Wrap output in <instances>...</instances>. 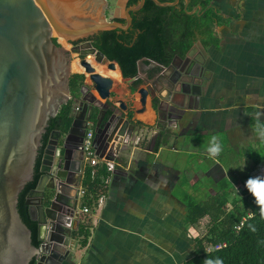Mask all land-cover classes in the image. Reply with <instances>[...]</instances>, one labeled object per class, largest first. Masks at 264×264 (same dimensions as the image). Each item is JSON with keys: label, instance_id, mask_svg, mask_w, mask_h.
I'll list each match as a JSON object with an SVG mask.
<instances>
[{"label": "water", "instance_id": "95a60500", "mask_svg": "<svg viewBox=\"0 0 264 264\" xmlns=\"http://www.w3.org/2000/svg\"><path fill=\"white\" fill-rule=\"evenodd\" d=\"M144 1L126 8L125 24H121L107 19L108 0H0V264H29L33 259L36 264L73 262L79 229L78 180L83 168L82 140L86 124L93 125V143L99 157L105 155L106 159L114 160L126 147L121 141L133 137L136 124L140 123L124 118L129 111L127 103L108 102L113 81L96 73L86 56L94 55L100 64L107 62L109 69H114L117 63L85 43L89 49L80 47L79 55L84 57L80 65L97 97L83 83L75 99L78 111L73 113L68 131L63 134L56 130L49 136L40 164L41 175L25 199L28 216L36 223L39 242L37 247L32 245L31 230L17 210L18 197L33 180L48 121L72 98L70 59L53 42V35L71 44L101 31H126L132 23L130 12L140 10ZM151 1L159 7L178 3V0ZM199 11L200 7L187 13ZM176 60L182 65L187 61L175 57L168 66H160L156 76L146 78L151 86H159L157 96L149 85L137 90L140 109L135 113H143L150 99L167 138L178 134L182 124L189 122L200 100V92L194 90L200 86L187 81L196 75L189 73V64L177 67ZM138 78L139 72L130 80ZM78 136L83 137L75 146L73 141ZM77 152H81V158H77ZM77 162L81 168L74 169Z\"/></svg>", "mask_w": 264, "mask_h": 264}, {"label": "crops", "instance_id": "0c3cea01", "mask_svg": "<svg viewBox=\"0 0 264 264\" xmlns=\"http://www.w3.org/2000/svg\"><path fill=\"white\" fill-rule=\"evenodd\" d=\"M126 2L115 1L111 18H125ZM186 2L189 0H184V5ZM209 7L219 17L218 43L204 47L197 39L187 55L201 65L210 93L201 99L200 107L191 113L178 134L163 137L165 142L157 151H152L154 139L163 128L151 100L143 113L136 114L140 104L135 80L122 78L118 66L114 70L119 81L102 75L113 81L111 99L127 103L130 110L124 118L131 114L132 123L140 122L133 137L139 136L141 141L136 146L123 147L120 152L127 153L128 158L118 161L128 169H117L108 176L101 205L84 214L88 219L84 225L86 243L83 245L82 237L76 235L71 264H183L192 257L200 230H206L204 223L195 227L185 223L189 201L203 203L221 194L226 180L232 186L226 209L231 210L233 202H238L239 169L228 172L217 158L226 142L234 150L252 142L253 147L243 154L245 159L247 152L261 149L260 143H264V0H210ZM137 68L141 85L160 70L159 65L144 60L138 62ZM192 141L200 149L180 147L182 144L189 148ZM163 151L172 155L160 159ZM185 154L196 155L199 164L203 157L204 167L186 170L182 164ZM228 156L233 162V154ZM238 159L236 163L240 164L239 155ZM263 177L264 171L259 180L250 182L261 185ZM196 197H201L200 201ZM81 224L83 220L78 221L79 228Z\"/></svg>", "mask_w": 264, "mask_h": 264}, {"label": "trees", "instance_id": "16d2710c", "mask_svg": "<svg viewBox=\"0 0 264 264\" xmlns=\"http://www.w3.org/2000/svg\"><path fill=\"white\" fill-rule=\"evenodd\" d=\"M138 1L129 0L128 5L134 6ZM209 2L210 0H189L185 9L184 0H179L177 5L168 7H159L151 0H145L140 10L130 13L132 23L127 31L116 29L98 32L90 36L91 45L109 61L117 63L122 78L136 76L137 64L141 60H144V63L153 62L159 66H168L175 57L183 59L197 39H200L204 47L217 45L216 26L219 17L209 7ZM198 5L201 7L199 12L187 13ZM115 21L124 24L121 19ZM53 42L56 43V40L53 39ZM84 80L83 74L70 76L69 92L72 99L61 106L57 114L48 121L35 162L33 180L25 185L18 197V213L23 223L31 230V243L36 247L39 245L36 223L28 216L25 199L35 188L41 175L39 172L41 157L50 133L57 130L64 134L72 123L75 99ZM139 82L136 81V84ZM128 119H131V114ZM92 121H95L94 114ZM136 125L140 127V123ZM165 135L163 131L156 134L152 151H157L162 146ZM259 150L257 154L253 152L254 150L246 154V158L252 161V168L264 162V145ZM91 170L85 168L81 183L85 194L80 206L88 209L96 207L99 196L106 190L104 179L110 175L105 169H101L92 177ZM221 189V194L211 196L203 203L191 200L187 204L185 223L193 227L204 223L206 230L200 231L195 240L192 257L183 264H217L218 261L221 264H264V209L257 213L258 204L264 202V183L261 185L252 182L242 183L241 197L237 199L238 202H233L231 210L226 209V204L232 186L223 180ZM250 211L254 213L253 216L245 220L239 231H235L234 226ZM79 220H83V224L80 225L77 235L82 237L81 243L84 245L87 236L84 225L88 223V219L81 215ZM221 243H225L226 246L207 252L209 247ZM29 264L36 262L33 259Z\"/></svg>", "mask_w": 264, "mask_h": 264}, {"label": "rangeland", "instance_id": "374dc122", "mask_svg": "<svg viewBox=\"0 0 264 264\" xmlns=\"http://www.w3.org/2000/svg\"><path fill=\"white\" fill-rule=\"evenodd\" d=\"M115 1L116 0H108V4H109V9L110 10L114 7ZM107 19H110V18L107 17ZM53 39H55L56 42L58 43V45H60L68 53V57L70 59V62H69V64H70V74L71 75L72 74H83L85 76V81H84L85 85H87V86L90 85L91 81H90L88 75H86L84 73V69L83 70L80 69L81 57H79L80 56L79 52L77 50L72 49V47H71L72 45L70 43L66 42L64 39L59 38L56 35H53ZM60 39H62L63 42L60 41ZM84 45H85V43L82 44V46H84ZM90 55L91 54L87 55L86 59L91 57V56L94 57L93 55H91V56ZM91 59H93V58H91ZM94 59H95V57H94ZM95 64H96V66L99 65V63H95ZM102 64L106 66L107 62H103ZM73 66H75V67H73ZM116 84L118 85V86H116V90H117L119 88V83H116ZM261 134H264V133H261ZM199 138L200 137H198V139ZM263 140H264V138H263ZM187 142H188V140H187ZM189 144H190L189 148L186 147L187 145L185 147H183L182 144H180V147H182L185 150H188V149L192 150L191 148L194 149L196 147L195 143L193 141L189 142ZM263 144L264 143L261 142L260 146L263 145ZM242 145L243 146H241V145L237 146L236 149L234 150L233 147H230L228 145V143L226 142V146H224L223 148H220V156H218V158H217V162L220 160L222 162V164H223L222 166L224 168H227L228 172L230 171L231 168L239 169L238 170L239 171V181L241 182L240 183L241 185H242V183H245V184L249 183L251 180H254V179H255L254 181L259 180V178L263 175V171H264L263 170L264 169V162H262L261 165L254 166L252 168V163H250V160L245 159V157H243L244 152L249 150L250 149L249 147H253L252 146L253 143L252 142H247V143H244ZM196 148L198 149L199 147H196ZM253 152L255 154H257V153L260 152V150L257 149V150H254ZM229 154H233V157H234L233 158V162L231 160L232 158H230V156H228ZM169 155H172V154L168 153L167 151H163L161 156H160V159L165 158L166 156H169ZM197 155H198V152H197ZM238 155L241 157V159H240L241 163L240 164L236 163L237 160H239L238 159ZM183 157H184V159L182 161V164H184L183 166H185L186 170H188V171H190V170L193 171L195 169L204 167L205 159H203V157L200 159L201 160V164H199L198 157L196 155H194V154H192L191 156L185 154ZM118 158H120V159L123 158V159L126 160L128 158V154L125 153V152H120L118 154ZM176 158H177V156H176ZM218 176H220V175H218ZM251 177H252V179H251ZM222 178H223V175H222ZM212 179H213L214 182L216 181V179L214 177H212ZM219 181H221V180H219ZM202 183L203 182L197 183L195 188H198L199 186H201ZM256 184H258V183L256 182ZM237 189H238V187H237ZM237 189H235V193L237 195H239L238 192H237ZM239 193L241 194V190L239 191ZM235 196L236 195H234L233 198H231V199H234ZM238 197H241V196H238ZM200 199H201V197H196L197 201H200ZM204 229H205V224H204ZM200 231L203 232L202 230H200Z\"/></svg>", "mask_w": 264, "mask_h": 264}, {"label": "built area", "instance_id": "2783aa9c", "mask_svg": "<svg viewBox=\"0 0 264 264\" xmlns=\"http://www.w3.org/2000/svg\"><path fill=\"white\" fill-rule=\"evenodd\" d=\"M81 47L83 49H86V50L89 49V46H87L86 44L84 46H81ZM79 57H81V56H79ZM88 86H90V88H91L90 91L97 97L95 90L92 88L91 82H90V85H88ZM77 111H78L77 105L74 104L73 113H76ZM93 134H94L93 125L90 122H87L86 132H85V135L83 138V143H82V152H83L85 167L92 169L91 170V176L93 177L101 169H105L110 175L112 173H114L117 169L127 170L128 169L127 165H124L122 162L118 161V158H114V160H109V159L105 158V155H103L101 158L99 157V154L97 153V148L95 147V145L93 143ZM140 141L141 140H140L139 136L131 137L130 139L124 138L121 141V145L123 144V145L136 146L139 144ZM107 180H108V177L106 179H104L105 184L107 183ZM261 184H263V182ZM84 194H85V191L83 188H81L79 198H78V199H80V201L83 198ZM103 198H104L103 195L99 196L97 203L95 205L96 207L101 205ZM257 208H258L257 213H260L264 209V202H260L258 204ZM88 212H89V209L85 208V207L81 208V210H80V213L82 215L87 214ZM253 214L254 213L250 211L247 213L246 216L242 217L241 221L237 225L234 226L235 231H239L240 228L242 227L243 223L245 222V220L248 218H251L253 216ZM225 246H226L225 243L216 244L213 247H209L207 249V252L219 250L221 248H224Z\"/></svg>", "mask_w": 264, "mask_h": 264}, {"label": "flooded vegetation", "instance_id": "af4514ba", "mask_svg": "<svg viewBox=\"0 0 264 264\" xmlns=\"http://www.w3.org/2000/svg\"><path fill=\"white\" fill-rule=\"evenodd\" d=\"M128 2H129V0H127V2H126V5H125V10H126V8H128V7H130L129 5H128ZM131 13V12H130ZM106 16L107 17H109L111 20H117V19H113V18H111V12H110V9H109V4H108V9H107V11H106ZM124 16H125V13H124ZM118 19H121V20H123L124 21V24H125V18H118ZM129 29V28H128ZM127 29V30H128ZM126 30V31H127ZM83 43H86V44H90L91 45V40H90V37L89 38H87V39H85V40H82V41H79V42H75V43H71V47H72V49H74V50H77V51H79V49H80V47L82 46V44ZM92 46V45H91ZM81 58H84V57H81ZM183 59H185V60H187V61H185L186 63L184 64V65H182L183 63H181L180 61H178V60H176L175 61V65H177V67L178 66H185L186 64H189L190 66H189V73H193V74H195L196 75V77H188L187 78V81L188 82H191V83H194V84H196V85H199L200 86V88H195L194 90H195V92H200V100L198 101V106H197V109L200 107V105H201V99H203L205 96H207L210 92H208V85H207V82H208V77H206V75H205V73L203 72V70L201 69V65L195 60V59H191L188 55H186ZM171 63V62H170ZM198 64V65H197ZM166 67V66H165ZM160 70H158V72L156 73V74H154L152 77H154V76H156L160 71H161V67L159 68ZM151 77V78H152ZM149 78V77H148ZM138 80H140L139 78L137 79V80H135L134 81V85H135V87H136V89L138 90L139 88H140V86H142V87H146V85H147V82H148V79H145V83L144 84H136V81H138ZM142 81V80H141ZM149 86H151V85H149ZM90 89V88H89ZM151 89H153L154 90V93H156V96H157V91L159 90V86H156V87H154V86H151ZM136 90V91H137ZM163 94H165V92H162ZM112 94L113 93H111V96H110V98H109V100H108V102L109 103H111V104H115L116 103V100H114L113 101V99H111V98H113V96H112ZM72 99V98H71ZM70 99V100H71ZM155 102H156V104L158 103L157 102V100H156V98H155ZM179 102V101H178ZM188 102H186V104H187ZM191 105H194V101H191ZM127 107H128V105H127ZM128 109H129V107H128ZM130 110V109H129ZM194 112V111H193ZM192 112V113H193ZM108 115H109V113H107ZM191 116V115H190ZM159 124H161V126H162V128H163V125H162V121H159L158 122ZM185 123V122H184ZM183 125V124H182ZM55 131V130H54ZM53 132V131H52ZM51 132V133H52ZM50 133V134H51ZM50 136V135H49ZM93 136H94V134H93ZM83 137V136H82ZM81 136H78V137H75L74 138V145L75 146H78L79 145V140L82 138ZM84 138V137H83ZM82 143H83V140H82ZM79 147H81V144H80V146ZM42 155H43V153H42ZM77 158H81V152H77ZM41 160H42V157H41ZM79 163L77 162V163H75L74 165H73V167H74V169H78L79 168ZM80 168H81V166H80ZM85 162H84V158H83V168L81 169V172H80V179L78 180V182H79V189H81L82 188V186H81V181H82V176H83V173H84V170H85ZM79 194H80V192H79ZM78 198H79V196H78ZM78 207H79V210H81V206H80V199H78ZM82 214L80 213V216H81ZM80 216H79V218H80Z\"/></svg>", "mask_w": 264, "mask_h": 264}, {"label": "bare ground", "instance_id": "6f19581e", "mask_svg": "<svg viewBox=\"0 0 264 264\" xmlns=\"http://www.w3.org/2000/svg\"><path fill=\"white\" fill-rule=\"evenodd\" d=\"M60 41H62V39H60ZM63 42V41H62ZM91 56V55H90ZM91 58H93L92 56L91 57H89L88 58V60H87V62L90 64V66L94 69V71L97 73H99V74H101V75H108V76H110V77H112V78H114V79H116L117 81H119V76H118V72H117V70H114V69H108L107 67H105L104 65H101V64H99V65H97L96 66V68L94 67L96 64L95 63H98V62H96V60L94 59H91ZM73 67H75V66H73ZM78 69V68H77ZM80 69L81 70H83V67L80 65ZM75 70V69H74Z\"/></svg>", "mask_w": 264, "mask_h": 264}, {"label": "clouds", "instance_id": "9594fccd", "mask_svg": "<svg viewBox=\"0 0 264 264\" xmlns=\"http://www.w3.org/2000/svg\"><path fill=\"white\" fill-rule=\"evenodd\" d=\"M217 264H221V262L218 261Z\"/></svg>", "mask_w": 264, "mask_h": 264}]
</instances>
